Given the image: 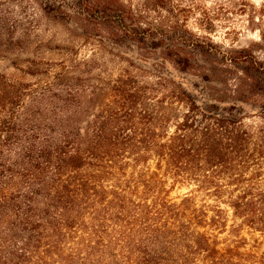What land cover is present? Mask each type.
<instances>
[{"label":"trees","instance_id":"1","mask_svg":"<svg viewBox=\"0 0 264 264\" xmlns=\"http://www.w3.org/2000/svg\"><path fill=\"white\" fill-rule=\"evenodd\" d=\"M83 1L90 25L160 48L173 72L0 70V264H264V126L215 86L220 58L241 75L232 94L264 96V59L197 36L196 54L170 49L162 25Z\"/></svg>","mask_w":264,"mask_h":264},{"label":"rangeland","instance_id":"2","mask_svg":"<svg viewBox=\"0 0 264 264\" xmlns=\"http://www.w3.org/2000/svg\"><path fill=\"white\" fill-rule=\"evenodd\" d=\"M111 1L130 10L141 23L154 27L151 28L154 33L159 25L165 27L162 30L158 27L157 31L169 37L170 41L165 43L170 49L195 52L196 43L189 41L197 36L204 42H212L218 54L246 49L255 58L264 59V0ZM83 2L0 0V40L11 45L4 52L6 58L0 59V70L18 77L28 67L52 71L60 59L72 58L86 61V72L104 79L113 78L125 68L142 78L152 77L151 73L157 70L172 71L170 63L161 61L160 48L137 43L129 37L111 38L102 27L90 25L92 22L84 17L81 8ZM29 60L31 64L27 63ZM216 61L220 65L219 79H226L227 85L215 80V86L226 88L225 95L231 94L228 96L231 99H244L246 122L264 126V96L257 91L251 93L240 83L243 92L232 94L238 88L239 70L220 58ZM174 77L194 91L206 90L204 81L193 73H176ZM184 191L182 188L173 193Z\"/></svg>","mask_w":264,"mask_h":264}]
</instances>
